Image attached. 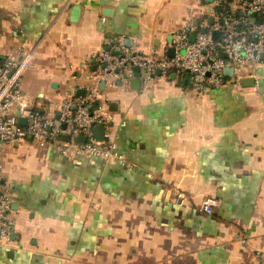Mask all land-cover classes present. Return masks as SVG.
<instances>
[{
	"label": "crops",
	"instance_id": "crops-1",
	"mask_svg": "<svg viewBox=\"0 0 264 264\" xmlns=\"http://www.w3.org/2000/svg\"><path fill=\"white\" fill-rule=\"evenodd\" d=\"M242 1L0 0V51L31 54L32 105L58 115L98 86L125 157L0 146L13 221L0 264H264V59L204 92L174 72L139 87L95 79L109 44L170 56L179 30L209 31L218 6L240 15Z\"/></svg>",
	"mask_w": 264,
	"mask_h": 264
},
{
	"label": "built area",
	"instance_id": "built-area-1",
	"mask_svg": "<svg viewBox=\"0 0 264 264\" xmlns=\"http://www.w3.org/2000/svg\"><path fill=\"white\" fill-rule=\"evenodd\" d=\"M241 11L237 15L228 6L221 5L213 14L215 21L209 31L195 32L191 26L182 28L175 35L172 56L145 53L127 47L119 39L97 55L99 67L95 79L97 83L102 81L114 87L119 81L129 84L138 76L149 85L157 72L165 77L174 72L190 75L191 83L200 92L223 88L228 76L226 68H232V75H238L263 62L264 0H243ZM31 64L29 52L0 51V146L30 142L52 147L64 156L124 161L98 86L86 95L64 97L58 115L52 110L42 113L32 105L22 88L23 75ZM22 118L25 123H21ZM99 124L106 128L104 140L97 139L94 132ZM81 137H85V141H79ZM177 201L180 204L185 201L183 192L177 194ZM218 205L216 197H207L201 210L213 214ZM10 212L11 200L0 188V246L11 242Z\"/></svg>",
	"mask_w": 264,
	"mask_h": 264
},
{
	"label": "water",
	"instance_id": "water-1",
	"mask_svg": "<svg viewBox=\"0 0 264 264\" xmlns=\"http://www.w3.org/2000/svg\"><path fill=\"white\" fill-rule=\"evenodd\" d=\"M213 19L214 18H211L209 22L210 23L213 22ZM205 31L206 30L204 29L203 32H205ZM214 37L215 38L217 37V32H215ZM192 39L194 40L195 37L193 36ZM173 54H174V49L172 48L170 50V56H172ZM263 59H264V54H263ZM136 70L138 71L139 69L136 68ZM225 72L227 74L232 73L233 72V69L232 68H226ZM157 73H159V72H157ZM197 79H198V81L200 80L199 77H197ZM242 82H243V84H245L247 86H250V85H254L255 80H254V78H248V79L246 78V79H243ZM131 83H132V85L134 83H138L139 84L138 87L140 86V80L139 79H134V80H132ZM21 123H25V119L24 118L21 119ZM105 131H106V128H105V126L103 124H99V125H97L94 128L95 135H96L97 139H99V140H104V138H105ZM85 139H86L85 137L78 138L79 141H85Z\"/></svg>",
	"mask_w": 264,
	"mask_h": 264
},
{
	"label": "rangeland",
	"instance_id": "rangeland-1",
	"mask_svg": "<svg viewBox=\"0 0 264 264\" xmlns=\"http://www.w3.org/2000/svg\"><path fill=\"white\" fill-rule=\"evenodd\" d=\"M6 148H12V146H10V145H7V146H6Z\"/></svg>",
	"mask_w": 264,
	"mask_h": 264
}]
</instances>
